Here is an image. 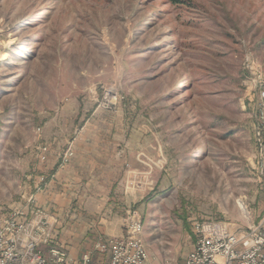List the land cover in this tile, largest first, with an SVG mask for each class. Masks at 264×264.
<instances>
[{
  "label": "rangeland",
  "instance_id": "obj_1",
  "mask_svg": "<svg viewBox=\"0 0 264 264\" xmlns=\"http://www.w3.org/2000/svg\"><path fill=\"white\" fill-rule=\"evenodd\" d=\"M259 76L264 0H0V215L90 126L142 196L123 219L138 212L147 259L182 262L197 220L246 231Z\"/></svg>",
  "mask_w": 264,
  "mask_h": 264
},
{
  "label": "crops",
  "instance_id": "obj_2",
  "mask_svg": "<svg viewBox=\"0 0 264 264\" xmlns=\"http://www.w3.org/2000/svg\"><path fill=\"white\" fill-rule=\"evenodd\" d=\"M97 135L90 126L81 129L75 138V156L70 163L58 167L57 159L49 157L38 166L40 173L47 177L42 189H32L36 178L27 188L49 224L51 239L41 244L42 251L48 254L51 246H60L67 252L68 264H79L82 254L88 252L91 253L90 264H108V253L95 252V242L99 238L108 240L121 236L127 205L142 199L135 190L126 188L124 191L119 187L116 178L120 171L119 160L106 157V141ZM93 138L96 140L92 141ZM263 214L264 194L260 191L247 227L257 223ZM144 264L155 263L147 259Z\"/></svg>",
  "mask_w": 264,
  "mask_h": 264
},
{
  "label": "built area",
  "instance_id": "obj_3",
  "mask_svg": "<svg viewBox=\"0 0 264 264\" xmlns=\"http://www.w3.org/2000/svg\"><path fill=\"white\" fill-rule=\"evenodd\" d=\"M258 78L255 82L254 161L264 180V80L261 76ZM72 156L73 152L67 150L62 164L69 162ZM40 159H45L44 152ZM33 204L30 197L23 207H14L0 215V264H67L68 255L60 246H51L48 254L39 248L40 243H48L51 238L46 215ZM123 224L125 230L121 237L96 241L95 251L102 255L108 253V264H144L147 254L138 212H126ZM193 233V248L179 264H264V215L241 233L215 220H197ZM90 261V253L82 254L80 264H90Z\"/></svg>",
  "mask_w": 264,
  "mask_h": 264
}]
</instances>
